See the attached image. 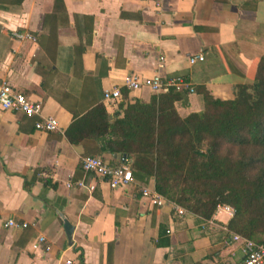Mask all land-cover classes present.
Wrapping results in <instances>:
<instances>
[{
	"label": "crops",
	"instance_id": "obj_1",
	"mask_svg": "<svg viewBox=\"0 0 264 264\" xmlns=\"http://www.w3.org/2000/svg\"><path fill=\"white\" fill-rule=\"evenodd\" d=\"M251 1L0 0V88L8 84L58 124L41 133L39 118L0 111V264L241 263L226 213L203 221L155 207L142 197L144 190L156 193L153 181L110 189L81 172L88 155L64 133L74 115L97 106L111 121L122 119V100L105 103V92L120 89L143 103L155 96L130 93L127 75L182 78L193 93L175 105L181 118L203 112L200 87L233 100L234 87L264 55V0ZM16 33L34 41H16ZM199 56L203 61L190 65ZM94 158L112 167L126 159ZM64 220L74 229L70 243ZM39 239L45 242L34 248Z\"/></svg>",
	"mask_w": 264,
	"mask_h": 264
},
{
	"label": "trees",
	"instance_id": "obj_2",
	"mask_svg": "<svg viewBox=\"0 0 264 264\" xmlns=\"http://www.w3.org/2000/svg\"><path fill=\"white\" fill-rule=\"evenodd\" d=\"M246 79L234 87L231 101L217 100L200 87L203 112L186 118L179 117L175 105L186 104L187 91L168 88L148 103L129 101L125 92L118 107L122 119L111 121L106 109L97 106L82 117L74 115L64 137L90 158L126 156L135 182L153 181L159 197L195 218L210 221L219 207H229L228 232L261 245L264 55L253 62Z\"/></svg>",
	"mask_w": 264,
	"mask_h": 264
},
{
	"label": "built area",
	"instance_id": "obj_3",
	"mask_svg": "<svg viewBox=\"0 0 264 264\" xmlns=\"http://www.w3.org/2000/svg\"><path fill=\"white\" fill-rule=\"evenodd\" d=\"M160 2V0H156ZM14 40L16 41H34L30 35L14 34ZM203 56L193 58L189 61L190 65H194L197 62H202ZM123 87H125L130 93H137L142 90H147L154 95H160L164 91L169 89H175L176 91H187L192 94L190 86L183 81L182 78L163 80L159 75H155L150 79H141L136 75H127L123 80ZM103 100L108 104H117L122 100L120 89H114L110 92H105ZM0 111H5L13 114H21L27 118H39V122L35 125L37 132H46L48 134L54 133L58 130L57 122L49 117H43L41 115L42 110L39 104H35L24 96L15 93L8 84H3L0 88ZM122 166L112 167L106 164L99 158L84 157L81 160L82 170L91 174L96 179L105 182L110 189H124L134 183L129 166L122 161ZM77 187L80 189H88L90 192H94L93 186H88L83 182H79ZM142 197L147 199L155 207H164L169 205L172 211L178 216L183 217L187 213L178 208L177 206L169 203L163 198L159 197L156 193H151L148 190H144ZM217 211L224 212L231 218L233 217V211L229 207H219ZM7 227L24 230L27 225H15L9 222ZM231 239L235 243L241 244L242 261L240 264H264V243L256 245L249 239H243L239 236L232 235ZM44 239H39L38 245L43 244Z\"/></svg>",
	"mask_w": 264,
	"mask_h": 264
},
{
	"label": "water",
	"instance_id": "obj_4",
	"mask_svg": "<svg viewBox=\"0 0 264 264\" xmlns=\"http://www.w3.org/2000/svg\"><path fill=\"white\" fill-rule=\"evenodd\" d=\"M126 158V156L123 157V160ZM63 231H65V236L67 238V241L70 243L71 242V237L72 234H74V229L73 227L67 222L63 221Z\"/></svg>",
	"mask_w": 264,
	"mask_h": 264
}]
</instances>
